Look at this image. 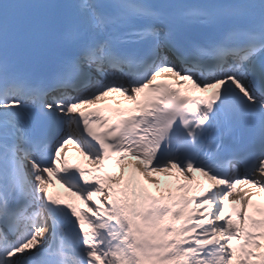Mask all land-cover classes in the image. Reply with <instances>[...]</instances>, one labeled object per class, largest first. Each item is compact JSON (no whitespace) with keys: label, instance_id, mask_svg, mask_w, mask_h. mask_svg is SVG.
Returning a JSON list of instances; mask_svg holds the SVG:
<instances>
[{"label":"snow or ice","instance_id":"6c2138e0","mask_svg":"<svg viewBox=\"0 0 264 264\" xmlns=\"http://www.w3.org/2000/svg\"><path fill=\"white\" fill-rule=\"evenodd\" d=\"M253 197L264 0H0V264H264Z\"/></svg>","mask_w":264,"mask_h":264},{"label":"bare ground","instance_id":"6f19581e","mask_svg":"<svg viewBox=\"0 0 264 264\" xmlns=\"http://www.w3.org/2000/svg\"><path fill=\"white\" fill-rule=\"evenodd\" d=\"M123 102H125V101H123ZM127 105V104H126ZM76 156V155H75ZM80 161H82V158L80 157ZM88 166H90V165H85V167H88ZM119 168H116V169H114V174H119ZM153 175H155L159 180H160V184L157 186V185H155V184H151V183H149L148 185H149V187H150V189L154 192V193H157V194H159V192H158V188L159 189H164L166 186H165V182H164V180H165V178H164V174H156V173H154ZM167 177V176H166ZM54 181H56V180H54ZM53 187H55L57 190H59V192L63 195V193L64 194H66V190L59 184V183H54V186ZM52 187V188H53ZM61 189L63 190V193H62V191H61ZM95 198H97V199H99V201H100V196H98V195H94L93 196V200H95ZM83 206V205H82Z\"/></svg>","mask_w":264,"mask_h":264},{"label":"rangeland","instance_id":"374dc122","mask_svg":"<svg viewBox=\"0 0 264 264\" xmlns=\"http://www.w3.org/2000/svg\"><path fill=\"white\" fill-rule=\"evenodd\" d=\"M175 175H176L175 172L173 173V176H172V177H169V176L166 177V176L164 175V178H165V180H164V182H165V186H166V182L169 181V180H172V179L174 178ZM181 179H182V177H181ZM173 188H174V185H173ZM95 201L99 202V199L95 198Z\"/></svg>","mask_w":264,"mask_h":264}]
</instances>
